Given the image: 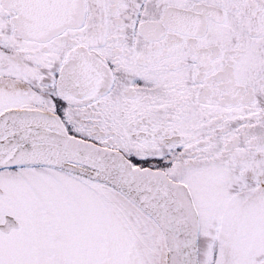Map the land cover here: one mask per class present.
<instances>
[{
  "label": "snow or ice",
  "instance_id": "1",
  "mask_svg": "<svg viewBox=\"0 0 264 264\" xmlns=\"http://www.w3.org/2000/svg\"><path fill=\"white\" fill-rule=\"evenodd\" d=\"M0 264H264V0H0Z\"/></svg>",
  "mask_w": 264,
  "mask_h": 264
}]
</instances>
